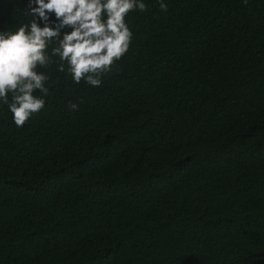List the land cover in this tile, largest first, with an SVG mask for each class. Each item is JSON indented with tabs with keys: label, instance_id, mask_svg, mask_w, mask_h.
Masks as SVG:
<instances>
[{
	"label": "trees",
	"instance_id": "obj_1",
	"mask_svg": "<svg viewBox=\"0 0 264 264\" xmlns=\"http://www.w3.org/2000/svg\"><path fill=\"white\" fill-rule=\"evenodd\" d=\"M164 2L101 86L54 40L44 108L0 102V264H264V0ZM28 5L0 32L43 26Z\"/></svg>",
	"mask_w": 264,
	"mask_h": 264
},
{
	"label": "clouds",
	"instance_id": "obj_2",
	"mask_svg": "<svg viewBox=\"0 0 264 264\" xmlns=\"http://www.w3.org/2000/svg\"><path fill=\"white\" fill-rule=\"evenodd\" d=\"M157 2L167 11L164 0ZM136 9L148 10L144 0H29L30 14L43 26L33 19L16 31L0 32V102L8 106L16 126L22 127L44 108V99L34 92L48 94L49 77L36 69L49 64V44L57 42L52 54L59 57L61 72L66 63L74 82L99 87L102 76L129 49L133 33L125 18ZM70 107L75 110L78 105Z\"/></svg>",
	"mask_w": 264,
	"mask_h": 264
}]
</instances>
